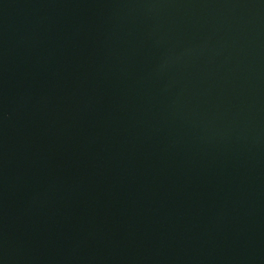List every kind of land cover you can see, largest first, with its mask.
I'll return each mask as SVG.
<instances>
[{
    "label": "water",
    "instance_id": "obj_1",
    "mask_svg": "<svg viewBox=\"0 0 264 264\" xmlns=\"http://www.w3.org/2000/svg\"><path fill=\"white\" fill-rule=\"evenodd\" d=\"M0 264H264V0H0Z\"/></svg>",
    "mask_w": 264,
    "mask_h": 264
}]
</instances>
